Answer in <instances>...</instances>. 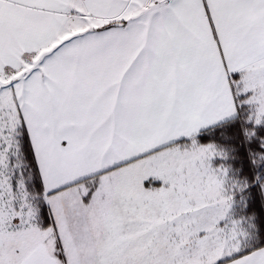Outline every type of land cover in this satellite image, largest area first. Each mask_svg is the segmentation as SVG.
<instances>
[{
	"label": "snow or ice",
	"instance_id": "obj_1",
	"mask_svg": "<svg viewBox=\"0 0 264 264\" xmlns=\"http://www.w3.org/2000/svg\"><path fill=\"white\" fill-rule=\"evenodd\" d=\"M0 264H264V0H0Z\"/></svg>",
	"mask_w": 264,
	"mask_h": 264
}]
</instances>
